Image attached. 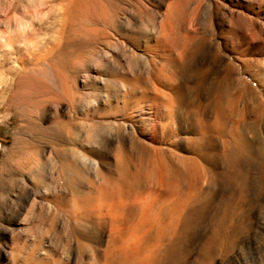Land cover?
<instances>
[{
    "label": "rangeland",
    "instance_id": "1",
    "mask_svg": "<svg viewBox=\"0 0 264 264\" xmlns=\"http://www.w3.org/2000/svg\"><path fill=\"white\" fill-rule=\"evenodd\" d=\"M66 1L0 0V264H264L256 188L235 201L238 246L208 247L207 215L168 260L116 247L113 211L155 183L154 147L201 158L206 119L256 124L264 146V0H100L119 29L96 34L76 28ZM140 107L156 117L133 122ZM222 138H208L219 168Z\"/></svg>",
    "mask_w": 264,
    "mask_h": 264
},
{
    "label": "bare ground",
    "instance_id": "2",
    "mask_svg": "<svg viewBox=\"0 0 264 264\" xmlns=\"http://www.w3.org/2000/svg\"><path fill=\"white\" fill-rule=\"evenodd\" d=\"M180 1L182 2V0ZM47 2L48 0H40L39 5L43 6ZM64 6L73 9L75 15L74 23L79 21L77 22V26H75L82 32L89 31L96 34L99 32L107 33L108 29L106 28L119 29L118 22L107 16L105 6L102 7L100 0H71V2L66 1ZM172 20L170 18L167 24L168 27L165 30L167 34L172 32ZM15 36L14 34L13 36L10 35V39H14ZM186 44L184 46L187 47ZM197 44L199 45V43ZM193 53V51L186 52V59H191L194 55ZM27 80L28 83L23 81V85L32 87L30 82H33V80L30 81V78H27ZM36 88L37 90L39 89L38 84ZM36 88L34 87V90ZM219 99L216 106L221 108L222 102ZM220 110L222 112V109ZM220 110L217 111L219 112ZM131 117L133 122H146L149 119L155 118L156 115L153 110L140 107L138 109V116ZM214 118L212 121L211 119H206L204 122L205 129L203 135L206 138V142L208 141V145L204 146L201 158L167 151L158 146L153 148L149 174H151L153 179L155 178V183L149 187L142 198H138L137 196L129 197L128 195L127 198L119 201L113 209L121 221L115 225L114 233L117 235L114 242L115 246L119 247L124 253L134 256L138 255L139 251H143L145 259L148 260L171 259L175 249H179L180 244L184 242V237L196 226H202L208 216L214 225V230L209 237L207 246L213 247L218 243L222 247L225 246L226 249L238 246L240 234L244 231L242 224L244 220L242 218L238 220L234 215L235 201L248 200L249 196L256 189L258 193L264 192V178L255 183L256 187H254L252 179L253 168L256 166L260 167L261 165L264 166V146L262 143L257 144L253 140H260L261 138L258 125L254 124L250 132H248L245 129L246 121L239 120L233 125H229L228 116L219 115L214 116ZM260 119H264V116H261ZM61 126L69 131L72 127V122L63 121L61 122ZM211 131H216L223 136L222 147L220 149L222 166L220 168L218 167L219 162L217 163L216 160L218 153L216 154L211 151L212 145L208 140ZM250 133H253L254 136L251 137ZM12 154L14 155V153ZM202 158L209 162L213 161L212 166L204 164L201 160ZM243 163L247 165H243ZM64 164L68 168H71L76 165V162L65 161ZM123 164L126 166V162ZM113 203H115L114 200ZM263 225L264 215L258 228L255 229L256 235L262 233L261 229ZM151 238L153 240L149 241ZM115 246L113 250H115ZM126 257L128 256L126 255ZM261 260L264 262V259L261 258ZM238 264L253 263L249 262L248 258H245L240 260Z\"/></svg>",
    "mask_w": 264,
    "mask_h": 264
}]
</instances>
